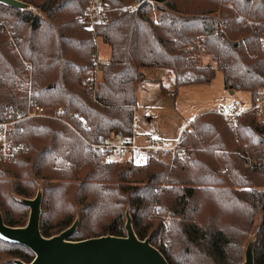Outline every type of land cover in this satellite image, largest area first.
<instances>
[{"label":"trees","instance_id":"trees-1","mask_svg":"<svg viewBox=\"0 0 264 264\" xmlns=\"http://www.w3.org/2000/svg\"><path fill=\"white\" fill-rule=\"evenodd\" d=\"M21 1L29 7L0 2V20L20 37L18 53L0 30L1 122L27 108L25 62L33 64L34 100L47 111L62 106L63 118L90 142L113 130L133 133L132 107L147 69H167L178 88L211 82L219 68L226 89L249 91L252 101L264 93V0H106L109 19L97 35L111 52L91 86L82 80L94 66L96 39L76 18L87 0ZM15 130L30 150L0 162L5 224L27 225L23 200L36 197L41 180L45 237L77 220L74 241L126 236L129 212L137 236L149 238L169 264H244L258 224L254 259L264 264V109L243 112L235 129L215 110L198 115L182 133L187 153L173 164L169 150L139 165L107 162L51 117L21 120ZM34 257L26 245L0 238V264Z\"/></svg>","mask_w":264,"mask_h":264},{"label":"built area","instance_id":"built-area-1","mask_svg":"<svg viewBox=\"0 0 264 264\" xmlns=\"http://www.w3.org/2000/svg\"><path fill=\"white\" fill-rule=\"evenodd\" d=\"M108 12L109 5L106 0H87L83 9L76 16L77 21L80 22L84 28L89 30L95 36L97 41L94 53V66L91 72L82 80V84L85 86L97 85L99 76L108 62L107 59H102L100 57L98 48L99 37L97 35L98 26L108 22ZM0 30L8 35L10 48L13 51L20 53L19 35L12 30L8 23L2 20H0ZM25 70L28 74L27 81L21 82V85H24L25 83L28 85V105L27 108L20 113L18 118L2 122L0 121V162H13L19 155L27 153L30 150L28 142L15 138V128L21 120L37 117H51L66 122L79 137L92 145V147L95 148L107 162H128L139 165L146 163L152 152L169 150L171 152V164H173L177 154L182 156L187 153V149L180 145L182 133L186 128L183 129L179 139L173 146L163 145L158 138L154 137L140 140L139 134L135 132L134 128L133 133L129 135H126L120 130H113L107 134H102L95 142H90L80 129L76 128L63 118L62 114L64 109L62 106L56 107L53 111H47L45 107L34 100L31 94L33 64L25 62ZM132 108L135 125V122L139 119L137 106L134 105ZM263 109L264 93L256 96L248 109L242 108L237 101L229 103L220 101L218 102L215 111L224 118L230 128L235 129L237 119L243 112L246 110H252L256 115H260ZM20 130H23V128L21 127ZM248 159L246 166L251 168V159ZM155 209L158 210V207Z\"/></svg>","mask_w":264,"mask_h":264},{"label":"water","instance_id":"water-1","mask_svg":"<svg viewBox=\"0 0 264 264\" xmlns=\"http://www.w3.org/2000/svg\"><path fill=\"white\" fill-rule=\"evenodd\" d=\"M0 2L22 9L29 7L21 0ZM42 198V191H38L35 198L23 200L30 207L26 226H9L0 214V238L10 243L26 245L35 254L30 263L16 259V264H169L149 238L142 240L137 236L129 212L126 213V236L107 235L71 240L70 237L79 224L78 220L60 234L43 236L40 229ZM244 264H255L254 241H250L246 247Z\"/></svg>","mask_w":264,"mask_h":264},{"label":"rangeland","instance_id":"rangeland-1","mask_svg":"<svg viewBox=\"0 0 264 264\" xmlns=\"http://www.w3.org/2000/svg\"><path fill=\"white\" fill-rule=\"evenodd\" d=\"M33 10H35L34 7ZM98 40L100 57L108 59L111 52L110 46L100 38ZM204 62L209 63L211 60L209 57H204ZM162 85L164 89L161 87ZM233 100L245 109H248L252 104L249 91L225 88L224 74L219 68L211 82L183 85L178 88L175 77L167 69H147L146 75L137 89L136 106L139 119L135 122L134 130L143 139L154 137L158 138L163 145L173 146L183 129L188 128L194 118L216 108L220 101L229 103ZM37 185L41 191L42 181L37 180ZM151 217H153L152 213L149 218ZM257 226L258 224L249 236L248 242L254 241ZM161 238H164L168 245V235L165 234Z\"/></svg>","mask_w":264,"mask_h":264},{"label":"crops","instance_id":"crops-1","mask_svg":"<svg viewBox=\"0 0 264 264\" xmlns=\"http://www.w3.org/2000/svg\"><path fill=\"white\" fill-rule=\"evenodd\" d=\"M110 56V55H109ZM238 91H243V90H238ZM233 101H235V100H233ZM251 104V103H250ZM211 110H215V108H213V109H211ZM208 111H210V110H208ZM137 112H138V107H137ZM195 119V118H194ZM135 126V125H134ZM140 138V140H144V139H146V138H141V136L139 137Z\"/></svg>","mask_w":264,"mask_h":264}]
</instances>
